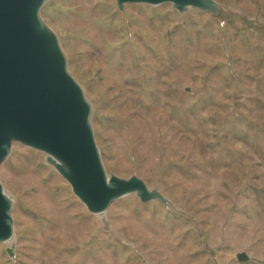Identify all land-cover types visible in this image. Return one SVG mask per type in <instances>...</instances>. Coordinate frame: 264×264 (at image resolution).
<instances>
[{
  "label": "rangeland",
  "instance_id": "obj_1",
  "mask_svg": "<svg viewBox=\"0 0 264 264\" xmlns=\"http://www.w3.org/2000/svg\"><path fill=\"white\" fill-rule=\"evenodd\" d=\"M214 1H47L107 173L166 201L128 194L91 213L45 152L14 142L0 264H264V0Z\"/></svg>",
  "mask_w": 264,
  "mask_h": 264
},
{
  "label": "water",
  "instance_id": "obj_2",
  "mask_svg": "<svg viewBox=\"0 0 264 264\" xmlns=\"http://www.w3.org/2000/svg\"><path fill=\"white\" fill-rule=\"evenodd\" d=\"M48 0H0V165L14 142L47 154V161L94 214L128 194L141 201L166 199L137 175L122 178L105 168L92 125L93 108L68 68L66 54L41 11ZM172 3L217 13L214 0H117ZM13 199L0 179V242L14 236ZM237 258L247 260L245 253Z\"/></svg>",
  "mask_w": 264,
  "mask_h": 264
},
{
  "label": "bare ground",
  "instance_id": "obj_3",
  "mask_svg": "<svg viewBox=\"0 0 264 264\" xmlns=\"http://www.w3.org/2000/svg\"><path fill=\"white\" fill-rule=\"evenodd\" d=\"M11 240H9L8 242H10Z\"/></svg>",
  "mask_w": 264,
  "mask_h": 264
}]
</instances>
